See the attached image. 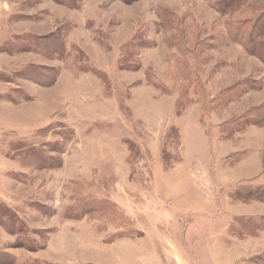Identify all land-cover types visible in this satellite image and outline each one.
Returning <instances> with one entry per match:
<instances>
[{"label": "rangeland", "instance_id": "obj_1", "mask_svg": "<svg viewBox=\"0 0 264 264\" xmlns=\"http://www.w3.org/2000/svg\"><path fill=\"white\" fill-rule=\"evenodd\" d=\"M263 33L264 0H0V264H264Z\"/></svg>", "mask_w": 264, "mask_h": 264}, {"label": "trees", "instance_id": "obj_2", "mask_svg": "<svg viewBox=\"0 0 264 264\" xmlns=\"http://www.w3.org/2000/svg\"><path fill=\"white\" fill-rule=\"evenodd\" d=\"M258 22V21H257ZM264 34V33H263ZM263 36V35H262Z\"/></svg>", "mask_w": 264, "mask_h": 264}]
</instances>
